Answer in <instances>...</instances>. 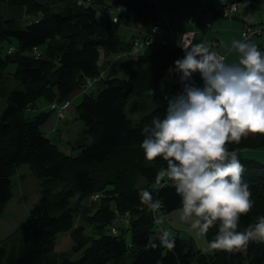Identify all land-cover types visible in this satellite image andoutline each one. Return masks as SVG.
<instances>
[{"label": "trees", "instance_id": "obj_1", "mask_svg": "<svg viewBox=\"0 0 264 264\" xmlns=\"http://www.w3.org/2000/svg\"><path fill=\"white\" fill-rule=\"evenodd\" d=\"M113 1L121 8L117 22L111 21L108 0H0V43H7L5 54L0 47V97L6 99L0 113V214L12 196L11 177L19 166L27 165L40 180L28 217L0 239V264H120L126 255L129 264H264L263 242L250 241L242 250L205 251L194 249L178 231L172 235L173 250H146L149 237L170 230L167 216L181 207V198L167 178L156 183L157 172L167 164L162 157L145 159L142 129L154 116L162 119L168 99L182 92L164 95L161 82L177 76L173 88H180L174 62L183 59L185 51L153 36L133 55V43L148 38L149 31L123 39L120 29H150L159 21L157 6L154 0ZM257 47L264 53V47ZM10 63L16 66L12 74L7 72ZM105 67L123 71L126 77L109 76ZM191 82L203 87L195 73ZM77 92L83 96L75 113L85 136L76 138L75 146L68 138L66 153L43 133L49 112L30 117L25 112L38 101L50 106L70 103ZM131 96L137 101L129 109L141 114L137 122L125 112ZM56 117L65 120V114ZM226 147L243 164L242 179L253 201L252 210L239 221L237 230L244 231L264 216V162L238 152L264 148V135L250 134ZM141 189L162 203L163 224L156 225L151 210L141 204ZM94 194L99 199L89 202ZM113 222L117 235L110 234ZM61 232L69 233V252L56 251ZM217 232L218 223L209 229L207 241ZM71 252L80 256L72 260Z\"/></svg>", "mask_w": 264, "mask_h": 264}, {"label": "clouds", "instance_id": "obj_2", "mask_svg": "<svg viewBox=\"0 0 264 264\" xmlns=\"http://www.w3.org/2000/svg\"><path fill=\"white\" fill-rule=\"evenodd\" d=\"M184 49L183 59L174 62L183 90L168 99L162 119L154 116L142 129L145 138L140 147L147 161L157 157L166 161L155 181L160 184L167 178L173 183L181 198L179 219L190 231L203 237L218 223L215 239L206 242L205 251L246 249L250 241L264 242V216L244 231L237 230L253 201L242 179L244 166L226 145L250 134L264 135V53L246 37L225 46L224 54L211 50L207 42H189ZM232 53L238 59L227 63ZM197 72L203 87L191 82ZM148 94L153 96V90ZM138 195L155 224H163L160 200L154 201L144 189ZM145 247L171 251L175 240L170 231L161 230L149 237Z\"/></svg>", "mask_w": 264, "mask_h": 264}, {"label": "rangeland", "instance_id": "obj_3", "mask_svg": "<svg viewBox=\"0 0 264 264\" xmlns=\"http://www.w3.org/2000/svg\"><path fill=\"white\" fill-rule=\"evenodd\" d=\"M253 1L255 2L256 5L259 3L260 0H253ZM155 2L157 3V0H155ZM214 3L217 4V1L214 0ZM58 8L59 7H56L55 11H57ZM255 13H256V18L258 20L257 22L262 20V23H264V13L261 12L260 15L259 12L257 13V11ZM237 14L235 15V17L237 16ZM127 29H128L127 27H122L120 29V32ZM257 39L260 42L264 41V38L261 37H258ZM211 40L209 44L211 47H217V46L222 47V45L225 46L224 44L225 41L222 43L219 38L216 44L211 43ZM0 47L2 50V54H5L7 43L6 42L0 43ZM215 50L217 49L215 48ZM15 68L16 66L10 63L8 65L7 72L12 74L15 71ZM104 71L105 73L106 72L109 73L108 74L109 76H118L121 78L126 77L123 71H117L111 73L109 67H105ZM13 83H14L13 88H16L18 86V82L13 80ZM177 83H179V77L166 76L161 82L162 93L164 95L166 94L170 95L183 90V86L181 83L179 84L181 85L179 89L173 88V85ZM82 96L83 94L80 93L75 97H73L72 99H70L71 105L67 110V112H65L66 115L65 122L59 121L55 116L56 115L55 111L50 110V104L42 101H38L34 108L26 110L25 114L26 116L30 117V116H35L37 113L41 111L49 112L48 119L43 124V128L49 131L48 138L51 140V142L57 144V146L61 148L60 150H62L63 152H65L64 150L70 152L69 144L70 145L74 144L76 138L78 139L79 137H81V135L85 136L83 134L84 125L81 122V120L76 117V113H75V107L81 101ZM136 101L137 99L131 96L129 98V106L126 107V111H125L127 117L133 122H137L141 116L140 112L135 113L129 109V107ZM5 106H6V99L0 97V113ZM53 126H57V129L53 130ZM62 131L66 133L67 139L69 138V144L65 142L66 140L64 138L60 137V133L62 134V136H64V133ZM77 143L78 140L76 141V144H74V146L77 145ZM250 151L253 157L252 159H255L259 162H264V148L251 149ZM11 189H12V196L8 201V203L6 204L3 212L0 214V239L13 232L17 228V226L21 224L28 217L30 208L37 201L39 196L40 180L33 177L29 172L28 166L23 164L16 169L15 173L11 177ZM117 219L120 218L117 217ZM167 219H168V223L170 224L169 231L171 232L172 235L176 234V232L178 231L181 238L189 239L192 241L194 249H201V250L206 249L207 247L206 242H208L207 236L205 235L203 237H197L195 232L190 231L189 225L180 221L178 209L170 212V214L167 216ZM71 246H72V242L69 238L68 232H61L57 235V245H56L57 252L59 251L69 252L71 250ZM79 256L80 253L71 252L69 258L72 260H76ZM129 262H130V258L126 255L124 259L120 262V264H129Z\"/></svg>", "mask_w": 264, "mask_h": 264}, {"label": "crops", "instance_id": "obj_4", "mask_svg": "<svg viewBox=\"0 0 264 264\" xmlns=\"http://www.w3.org/2000/svg\"><path fill=\"white\" fill-rule=\"evenodd\" d=\"M244 1H248V4L240 5L237 16L233 19H228L219 14V4H215L214 0H157V3H155L157 4L156 6L158 10V25L164 28H171L174 32V35L173 37H170L162 34L156 38L167 39L171 44L179 46L181 33L183 31L193 30L196 32L193 43L207 42L208 44H210V40L212 39L211 43L216 44L219 38L222 43L225 41V46H229L233 40H241L240 30L242 29L244 24L254 25L262 23V20L257 22L258 20L256 18L255 12H259V15L261 12L264 13V0H260L256 5L253 0ZM196 9H199V12L195 16L194 22L189 23L188 17ZM207 22L210 23V28L205 32H201L202 26ZM127 28V30L121 32L123 39H129L133 35L142 37L149 31V27L143 28L138 25H132L131 27ZM251 40V42L250 40H247V42L254 43L257 46H264V41L260 42L257 38ZM225 46L222 45V47H211V50L224 52ZM215 48L217 50H215ZM141 51L142 50H139L137 54L141 53ZM237 59V55L235 53H232L227 55L226 62L234 63L237 61ZM109 70L111 73L117 71L115 68H109ZM78 94L79 93L75 94L74 97ZM70 105L71 102L69 104V107ZM65 121L66 119L62 122ZM56 129L57 126H53V130ZM42 130L43 133L48 137L49 131L45 130L43 126ZM62 132L64 133V136H62V134L60 133V137L64 138L67 141L68 139L66 133L64 131ZM64 151L68 153V151ZM238 154L242 155L243 157H252L251 151L249 149L241 150L238 152Z\"/></svg>", "mask_w": 264, "mask_h": 264}, {"label": "built area", "instance_id": "obj_5", "mask_svg": "<svg viewBox=\"0 0 264 264\" xmlns=\"http://www.w3.org/2000/svg\"><path fill=\"white\" fill-rule=\"evenodd\" d=\"M220 3V13L222 16H224L225 18L228 19H233L235 17V15L238 12L239 6L240 5H247V2H241L239 0H217ZM109 4H112L111 9L109 10V13L112 14V18L111 20L113 22H117V13H119L121 11L120 6L118 5H113L114 1L113 0H108ZM199 9H196L189 17H188V22L189 23H193L195 20V16L198 14ZM209 27V24L207 23L205 25V27L203 28V30L205 31L206 28ZM148 34V38L142 39L140 41H135L132 45V49L131 51L133 52V54L135 55V52H138L139 49L143 48V47H147L150 44V38L149 37H153V36H159L162 34H165L167 36L173 37L174 32L172 31L171 28H164L158 24L150 27ZM196 36V32L193 30H187V31H183L181 33V37H180V47L185 51L184 47L189 43H193L194 39ZM246 37V39H253V38H257V37H264V24L255 26V25H249V24H244V26L242 27V29L240 30V38L241 40H244ZM165 42V41H163ZM215 43V42H214ZM220 52V51H218ZM222 54H224V52H221ZM119 57L121 58L122 56L119 55ZM197 80L200 81L201 86H203V81L201 80L200 74L197 72L195 73ZM69 101H65L63 103L60 104H55L53 103L50 106V109L55 111L56 115L59 118H63L64 114L67 110V108L69 107ZM99 195L98 194H94L92 196H90L88 198L89 202H94L97 201L99 199ZM122 219H124L125 221H127L128 219V215H125L124 217H122ZM118 226H116V224L113 222L110 226H109V230H110V234L112 235H117L118 233ZM162 230H167V229H162ZM161 231V230H160Z\"/></svg>", "mask_w": 264, "mask_h": 264}, {"label": "bare ground", "instance_id": "obj_6", "mask_svg": "<svg viewBox=\"0 0 264 264\" xmlns=\"http://www.w3.org/2000/svg\"><path fill=\"white\" fill-rule=\"evenodd\" d=\"M155 2V1H154ZM156 4V3H155ZM255 26H258V25H261V24H254ZM258 38V37H257ZM261 38H264V37H261Z\"/></svg>", "mask_w": 264, "mask_h": 264}]
</instances>
